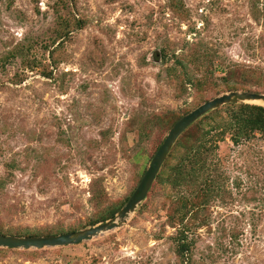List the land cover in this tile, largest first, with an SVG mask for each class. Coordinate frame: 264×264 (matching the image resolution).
Segmentation results:
<instances>
[{"label":"rangeland","instance_id":"obj_1","mask_svg":"<svg viewBox=\"0 0 264 264\" xmlns=\"http://www.w3.org/2000/svg\"><path fill=\"white\" fill-rule=\"evenodd\" d=\"M9 1L0 0V227L9 233L83 229L98 209L90 181L104 190L101 206L137 185L169 129L154 115L228 92L227 67L264 72V0ZM192 52L205 54L200 65ZM206 67L209 83L181 89ZM213 163L220 193L207 224L190 231L191 264H264V138L234 145L227 135ZM155 178L119 227L61 247L0 248V264H176L171 189Z\"/></svg>","mask_w":264,"mask_h":264},{"label":"trees","instance_id":"obj_2","mask_svg":"<svg viewBox=\"0 0 264 264\" xmlns=\"http://www.w3.org/2000/svg\"><path fill=\"white\" fill-rule=\"evenodd\" d=\"M189 56L190 60L198 66L201 63L198 60L205 54L202 57L200 52H192ZM205 70L204 75L194 81L187 76L183 83H180L181 89L185 90L186 84L197 88L209 83L208 79L211 77L212 70L210 67H206ZM223 71L220 91L237 89L249 91L253 85L257 88L254 92H264L259 82V80L264 81V72L243 65L227 67ZM186 112L179 115L172 111L164 112L154 115L152 120L157 124L163 122L170 128ZM227 135L234 145L257 137L264 138V106L253 103H229L207 112L182 131L156 174V184L168 185L171 189V194L166 196L168 200L166 224L175 229V234L170 236V239L173 242L176 264H191L190 251L193 241L189 236L190 231L192 227L207 224L208 206L219 196L220 185L213 155L218 143ZM169 158H174V162L170 163ZM139 180L140 178L137 182ZM90 182L91 198L98 205V209L81 228L92 226L111 217L130 196V194L125 196L120 202H110L101 206L105 199L104 190L100 188L98 180ZM74 230L71 227L62 228L56 225L37 230L22 228L9 233L0 227V234L40 236Z\"/></svg>","mask_w":264,"mask_h":264},{"label":"water","instance_id":"obj_3","mask_svg":"<svg viewBox=\"0 0 264 264\" xmlns=\"http://www.w3.org/2000/svg\"><path fill=\"white\" fill-rule=\"evenodd\" d=\"M255 101H260V103L264 104V93L232 90L218 94L208 100H205L192 110L182 115L168 129L162 142L150 158L145 171L143 172L140 180L138 181L137 185L131 192L126 202L114 215L107 218L106 220L83 229L60 234L40 236H17L0 234V248L42 249L48 247H61L70 244H77L83 240H88L100 233L119 227L127 220L130 213H132L140 204V202L146 197V194L170 148L184 129H186L192 122H194L205 113L224 104L251 103Z\"/></svg>","mask_w":264,"mask_h":264},{"label":"bare ground","instance_id":"obj_4","mask_svg":"<svg viewBox=\"0 0 264 264\" xmlns=\"http://www.w3.org/2000/svg\"><path fill=\"white\" fill-rule=\"evenodd\" d=\"M255 102H260V101H255Z\"/></svg>","mask_w":264,"mask_h":264}]
</instances>
